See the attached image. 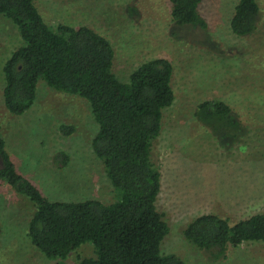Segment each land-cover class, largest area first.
<instances>
[{"label": "rangeland", "instance_id": "obj_1", "mask_svg": "<svg viewBox=\"0 0 264 264\" xmlns=\"http://www.w3.org/2000/svg\"><path fill=\"white\" fill-rule=\"evenodd\" d=\"M35 3L53 27L87 25L107 37L115 50L114 72L123 81L146 60L162 57L172 63L175 101L164 110L152 147L161 175L157 208L170 229L162 253L177 254L185 264H264V241L229 246L225 258L215 259L183 235L202 214L234 223L264 211V0H258L257 28L248 36L230 29L237 0H203L199 10L206 30H179L170 0ZM20 45L17 27L0 15V124L17 171L52 201L113 202L114 189L91 146L98 125L84 98L40 80L29 111L14 115L6 109L3 66ZM214 99L228 104L240 122L233 136L210 130L195 116L199 103ZM34 210L28 198L0 183V264L55 263L28 235ZM90 244L63 262L94 257Z\"/></svg>", "mask_w": 264, "mask_h": 264}, {"label": "trees", "instance_id": "obj_2", "mask_svg": "<svg viewBox=\"0 0 264 264\" xmlns=\"http://www.w3.org/2000/svg\"><path fill=\"white\" fill-rule=\"evenodd\" d=\"M202 1L170 0L179 30L207 29L199 10ZM259 12L258 0H237L231 31L237 36L254 33ZM0 15L13 22L21 37V45L3 66L6 109L14 115L29 111L40 80L57 92L84 98L98 125L91 146L115 192L110 203L48 199L17 171L0 124V183L34 205L28 224L31 242L53 264H66L63 261L84 243H91L95 256L82 258L80 264H185L177 254L162 253L170 229L157 208L161 175L152 161L163 112L175 101L170 60H146L123 81L114 72L112 43L93 28L63 23L53 27L35 0H0ZM195 116L224 136L240 128L231 107L219 99L199 103ZM183 235L215 259L225 258L229 246L264 241V211L234 223L218 214H202L187 224Z\"/></svg>", "mask_w": 264, "mask_h": 264}]
</instances>
